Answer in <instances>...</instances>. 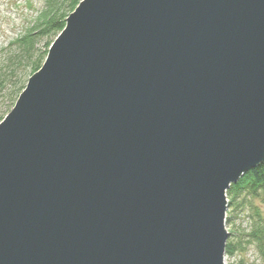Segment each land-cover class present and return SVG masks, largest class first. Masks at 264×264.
<instances>
[{
	"label": "water",
	"instance_id": "obj_1",
	"mask_svg": "<svg viewBox=\"0 0 264 264\" xmlns=\"http://www.w3.org/2000/svg\"><path fill=\"white\" fill-rule=\"evenodd\" d=\"M264 163V0H83L0 123V264H225Z\"/></svg>",
	"mask_w": 264,
	"mask_h": 264
},
{
	"label": "rangeland",
	"instance_id": "obj_2",
	"mask_svg": "<svg viewBox=\"0 0 264 264\" xmlns=\"http://www.w3.org/2000/svg\"><path fill=\"white\" fill-rule=\"evenodd\" d=\"M69 3L70 0H0V123L14 109L29 79L33 76L30 72L32 62L39 61L43 66L47 59L45 52L48 43L51 42V48L60 36V34L59 36H41V28L38 26L41 18L48 15L51 11L50 7L67 11L66 13L70 16L72 13L70 14L67 8ZM28 33H32L35 40L34 50L30 53L24 52L19 41ZM227 200L226 218L228 222L226 221L225 227L229 233L228 241L238 244L242 250L233 257L225 256V264H240L241 262L264 264V260L258 255L256 246L247 244L245 236L249 234L257 213L264 220V190L255 197L243 193L235 199L233 205L230 203V206L228 195Z\"/></svg>",
	"mask_w": 264,
	"mask_h": 264
},
{
	"label": "trees",
	"instance_id": "obj_3",
	"mask_svg": "<svg viewBox=\"0 0 264 264\" xmlns=\"http://www.w3.org/2000/svg\"><path fill=\"white\" fill-rule=\"evenodd\" d=\"M81 1L82 0H70V3L67 6L70 14L75 11ZM50 8L51 11L48 12V15H44L43 18H41L40 24L38 25L41 28L40 35L43 37H47L49 35L59 36V34H61L65 29L67 18L69 17L66 13L67 11H60V9H56L54 7ZM62 10H64V8H62ZM19 41L21 48L24 49V52H33L35 40L33 39L32 33H28ZM50 45L51 42L48 43L45 58L48 56V49L50 48ZM31 65V75H34L42 68V64L39 61H33ZM242 177L243 178H241L237 184L232 185L227 192L229 206L230 203L233 205L235 199L243 193H248L255 197L258 196L262 190H264V164L262 163L257 168H253V170L247 172ZM226 221L228 222V218H226ZM245 236L247 244H254L256 246V250L258 251V255L264 260V220L258 213L251 226L249 234ZM240 250H242L241 246H238V244H235L232 241H227L225 256L233 257ZM240 264L244 263L241 262Z\"/></svg>",
	"mask_w": 264,
	"mask_h": 264
}]
</instances>
